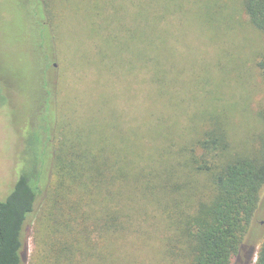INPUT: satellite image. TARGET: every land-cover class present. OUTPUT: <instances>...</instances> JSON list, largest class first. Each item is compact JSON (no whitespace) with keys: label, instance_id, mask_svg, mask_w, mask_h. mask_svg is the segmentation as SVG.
Returning <instances> with one entry per match:
<instances>
[{"label":"rangeland","instance_id":"374dc122","mask_svg":"<svg viewBox=\"0 0 264 264\" xmlns=\"http://www.w3.org/2000/svg\"><path fill=\"white\" fill-rule=\"evenodd\" d=\"M46 1L0 0V91L8 97L0 107V200L14 187L22 157H34L25 151L31 133L54 155L61 112L75 126L118 125L147 153L171 146L176 154L208 126L207 112H228L240 135L245 120L255 122L264 100L257 66L264 34L251 26L242 0ZM133 30L158 46L133 44ZM111 134L118 144L117 126ZM43 200L25 232V264H44L35 245L47 216ZM143 203L136 208L149 213L136 216L115 264H126L120 255L128 257L131 246L133 264H178L165 252L166 222ZM256 224L259 235L264 195Z\"/></svg>","mask_w":264,"mask_h":264},{"label":"trees","instance_id":"16d2710c","mask_svg":"<svg viewBox=\"0 0 264 264\" xmlns=\"http://www.w3.org/2000/svg\"><path fill=\"white\" fill-rule=\"evenodd\" d=\"M139 1L147 6L152 0ZM241 6L264 34V0H242ZM144 43L158 46L150 34L133 30V44ZM257 66L264 76V47ZM0 99L2 107L4 91ZM219 111L207 112L208 126L176 154L171 146L155 153L135 149L136 140L130 144L118 125L120 142L110 143L113 123L75 126L61 112L54 155L39 132L31 133L25 151L34 157H22L14 187L0 200V264H25V232L42 199L47 216L38 223L35 245L44 264H115L136 216L149 213L136 208L140 202L159 210L167 226L165 252L178 264H264L263 225L256 235L264 195V100L241 135L228 112ZM128 253L131 258L120 256L133 264V246Z\"/></svg>","mask_w":264,"mask_h":264}]
</instances>
